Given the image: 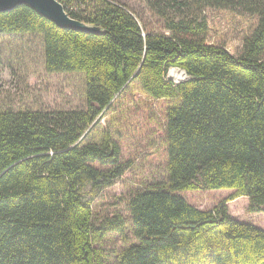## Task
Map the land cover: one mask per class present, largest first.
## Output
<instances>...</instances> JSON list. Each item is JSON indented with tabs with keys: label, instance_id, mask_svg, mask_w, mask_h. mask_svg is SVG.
Listing matches in <instances>:
<instances>
[{
	"label": "trees",
	"instance_id": "trees-1",
	"mask_svg": "<svg viewBox=\"0 0 264 264\" xmlns=\"http://www.w3.org/2000/svg\"><path fill=\"white\" fill-rule=\"evenodd\" d=\"M99 28H63L28 5L0 12V36L38 34L50 72H83L85 109L0 108V264H105L94 242L126 232L93 223L83 187L129 168L119 140L137 133L126 98L164 107L166 181L127 200L137 244L114 264H264V230L228 213L241 196L264 211V0H144L164 32H143L111 0H58ZM179 68L188 79H166ZM99 165V166H97ZM103 166V167H100ZM233 190L212 210L177 192Z\"/></svg>",
	"mask_w": 264,
	"mask_h": 264
},
{
	"label": "rangeland",
	"instance_id": "rangeland-1",
	"mask_svg": "<svg viewBox=\"0 0 264 264\" xmlns=\"http://www.w3.org/2000/svg\"><path fill=\"white\" fill-rule=\"evenodd\" d=\"M111 1L128 8L144 33L164 32L162 22L148 9L144 0ZM166 79L178 83L188 79V76L179 68H170ZM85 107V74L47 71L40 35L0 36V108L64 111ZM155 108L156 112L150 118V113L143 110L138 97L126 98V111L137 129L136 134L119 140L121 159L129 162V168L109 187L98 189L86 184L82 190L83 197L91 203L95 226L105 217L113 215H120L126 223L124 236L108 232L94 242L105 264H114L123 249L138 243L130 227L126 207L128 198L137 191L166 181L164 107L157 102ZM232 192L230 189H193L177 194L198 209L212 210ZM225 204L233 219L264 230V211H249L246 196Z\"/></svg>",
	"mask_w": 264,
	"mask_h": 264
},
{
	"label": "water",
	"instance_id": "water-1",
	"mask_svg": "<svg viewBox=\"0 0 264 264\" xmlns=\"http://www.w3.org/2000/svg\"><path fill=\"white\" fill-rule=\"evenodd\" d=\"M24 4L32 7L60 27L84 32H99L98 27L71 18L58 0H0V12Z\"/></svg>",
	"mask_w": 264,
	"mask_h": 264
},
{
	"label": "bare ground",
	"instance_id": "bare-ground-1",
	"mask_svg": "<svg viewBox=\"0 0 264 264\" xmlns=\"http://www.w3.org/2000/svg\"><path fill=\"white\" fill-rule=\"evenodd\" d=\"M184 73V72H183Z\"/></svg>",
	"mask_w": 264,
	"mask_h": 264
}]
</instances>
